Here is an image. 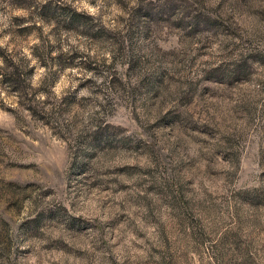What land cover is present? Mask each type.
<instances>
[{
    "label": "rangeland",
    "instance_id": "obj_1",
    "mask_svg": "<svg viewBox=\"0 0 264 264\" xmlns=\"http://www.w3.org/2000/svg\"><path fill=\"white\" fill-rule=\"evenodd\" d=\"M4 55L0 264H264V0H0Z\"/></svg>",
    "mask_w": 264,
    "mask_h": 264
},
{
    "label": "trees",
    "instance_id": "obj_2",
    "mask_svg": "<svg viewBox=\"0 0 264 264\" xmlns=\"http://www.w3.org/2000/svg\"><path fill=\"white\" fill-rule=\"evenodd\" d=\"M31 71L32 68L27 67L26 61H14L8 56H2L0 78L5 83L7 90L18 94L20 98L21 93H23V85L28 86V84L24 83L26 75H30ZM30 110L36 112L32 107H30Z\"/></svg>",
    "mask_w": 264,
    "mask_h": 264
}]
</instances>
